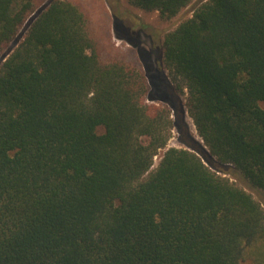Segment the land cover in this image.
I'll list each match as a JSON object with an SVG mask.
<instances>
[{
	"label": "trees",
	"instance_id": "obj_1",
	"mask_svg": "<svg viewBox=\"0 0 264 264\" xmlns=\"http://www.w3.org/2000/svg\"><path fill=\"white\" fill-rule=\"evenodd\" d=\"M34 1L0 0V55ZM127 1L163 19L191 2ZM161 55L203 145L184 131L151 172L178 121L146 76L102 62L70 3L32 22L0 65V264H241L264 245V208L225 176L264 193V0H207Z\"/></svg>",
	"mask_w": 264,
	"mask_h": 264
},
{
	"label": "rangeland",
	"instance_id": "obj_2",
	"mask_svg": "<svg viewBox=\"0 0 264 264\" xmlns=\"http://www.w3.org/2000/svg\"><path fill=\"white\" fill-rule=\"evenodd\" d=\"M52 1L54 0L34 1L33 12L26 18L10 47L0 55V65L8 57L7 55L16 49L32 22ZM60 1L74 5L83 14L89 33L97 44L99 59L107 62L117 58L135 63L146 76L148 94L145 97V103L165 109L169 112L173 122L178 121L176 126L174 125L170 130L166 148L160 149L154 157L150 171L153 172L156 169L166 149L184 147L180 142L181 138L186 137L184 131H187L189 138L191 137L196 144L202 146V141L187 113L186 90L176 89V83L164 64L161 54L165 36L175 30L182 21L191 18L193 12L207 0H191L177 15L169 19L161 18L157 12L133 7L127 0ZM96 133L102 134L103 128H97ZM202 148L207 151L204 146ZM225 176L235 186L250 194L264 208V193L250 188L237 176L232 174ZM263 261L264 245L256 243L247 248L245 260L241 264H257Z\"/></svg>",
	"mask_w": 264,
	"mask_h": 264
}]
</instances>
